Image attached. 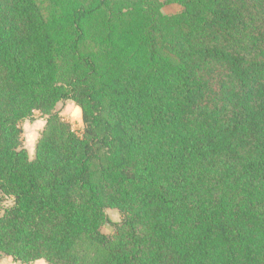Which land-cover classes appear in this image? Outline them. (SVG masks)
Wrapping results in <instances>:
<instances>
[{"label":"trees","instance_id":"1","mask_svg":"<svg viewBox=\"0 0 264 264\" xmlns=\"http://www.w3.org/2000/svg\"><path fill=\"white\" fill-rule=\"evenodd\" d=\"M166 1L0 0V260L264 264V0Z\"/></svg>","mask_w":264,"mask_h":264},{"label":"rangeland","instance_id":"2","mask_svg":"<svg viewBox=\"0 0 264 264\" xmlns=\"http://www.w3.org/2000/svg\"><path fill=\"white\" fill-rule=\"evenodd\" d=\"M160 2L162 4V12L164 14L172 15L182 11L181 6L177 3H169L166 0H160ZM56 111L62 118L70 123L72 129L77 134L80 136L83 135L85 131V124L83 122L82 110L74 101H61L57 105ZM47 119L48 116L40 111H37L35 112L32 120H26L22 123L24 146L28 150L31 160H34L35 158L36 146L46 127ZM12 205L13 200L11 198H8L4 202L0 203V216L4 213L5 208L11 207ZM106 214L112 222H121L119 210L107 209ZM102 232L104 234L111 235L115 232V229L110 225H106L102 228Z\"/></svg>","mask_w":264,"mask_h":264},{"label":"crops","instance_id":"3","mask_svg":"<svg viewBox=\"0 0 264 264\" xmlns=\"http://www.w3.org/2000/svg\"><path fill=\"white\" fill-rule=\"evenodd\" d=\"M39 261H43V264H47L44 260H39ZM37 262V261H36ZM36 262L32 263V264H36ZM0 264H20L18 262H15L12 258L10 257H3L0 260Z\"/></svg>","mask_w":264,"mask_h":264},{"label":"clouds","instance_id":"4","mask_svg":"<svg viewBox=\"0 0 264 264\" xmlns=\"http://www.w3.org/2000/svg\"><path fill=\"white\" fill-rule=\"evenodd\" d=\"M36 264H43V261H37Z\"/></svg>","mask_w":264,"mask_h":264}]
</instances>
